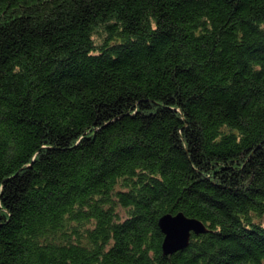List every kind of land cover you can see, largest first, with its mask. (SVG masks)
<instances>
[{
  "label": "trees",
  "instance_id": "trees-1",
  "mask_svg": "<svg viewBox=\"0 0 264 264\" xmlns=\"http://www.w3.org/2000/svg\"><path fill=\"white\" fill-rule=\"evenodd\" d=\"M0 264H264V0H0Z\"/></svg>",
  "mask_w": 264,
  "mask_h": 264
},
{
  "label": "water",
  "instance_id": "water-1",
  "mask_svg": "<svg viewBox=\"0 0 264 264\" xmlns=\"http://www.w3.org/2000/svg\"><path fill=\"white\" fill-rule=\"evenodd\" d=\"M158 226L163 234L161 248L165 255L183 249L192 233L199 234L206 231L201 221L187 217L182 212L162 215L158 220Z\"/></svg>",
  "mask_w": 264,
  "mask_h": 264
}]
</instances>
